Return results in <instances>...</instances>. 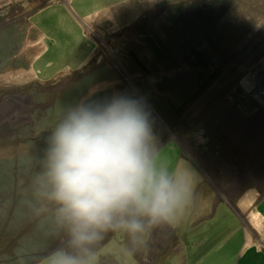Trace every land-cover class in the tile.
Wrapping results in <instances>:
<instances>
[{"label": "rangeland", "instance_id": "374dc122", "mask_svg": "<svg viewBox=\"0 0 264 264\" xmlns=\"http://www.w3.org/2000/svg\"><path fill=\"white\" fill-rule=\"evenodd\" d=\"M143 19L172 55L200 47L220 71L191 103L200 83L183 59L158 66L134 29ZM115 95L145 106L193 196L131 256L109 233L98 264H264V114L243 117L264 105V0H0V264H40L55 248L30 214L31 173L66 107Z\"/></svg>", "mask_w": 264, "mask_h": 264}, {"label": "clouds", "instance_id": "9594fccd", "mask_svg": "<svg viewBox=\"0 0 264 264\" xmlns=\"http://www.w3.org/2000/svg\"><path fill=\"white\" fill-rule=\"evenodd\" d=\"M27 194L37 229L56 241L40 264H98L109 233L127 237L131 256L174 225L191 202L192 174L161 154L145 106L115 95L64 109Z\"/></svg>", "mask_w": 264, "mask_h": 264}, {"label": "trees", "instance_id": "16d2710c", "mask_svg": "<svg viewBox=\"0 0 264 264\" xmlns=\"http://www.w3.org/2000/svg\"><path fill=\"white\" fill-rule=\"evenodd\" d=\"M145 20H140L134 23L135 31L142 37L144 47L154 57V60L158 62V66H166L165 70H172L174 67H180L178 62L180 59L185 61L188 66V70L191 71V75L195 77L200 84L182 103L187 105L196 99L198 95L206 91L210 85L215 81L220 71L217 68H213V60L210 58L208 51L199 48H193L189 53H185L183 57H175L168 50L166 43L164 42L166 36H154V34L147 28ZM166 21L165 23H167ZM208 38H210L208 36ZM210 42V41H208ZM204 51V52H203ZM130 61L133 63L135 68L144 71L146 74L151 73L150 69L144 63V60L138 55L135 48L128 51ZM176 114L179 115L178 109Z\"/></svg>", "mask_w": 264, "mask_h": 264}, {"label": "flooded vegetation", "instance_id": "af4514ba", "mask_svg": "<svg viewBox=\"0 0 264 264\" xmlns=\"http://www.w3.org/2000/svg\"><path fill=\"white\" fill-rule=\"evenodd\" d=\"M252 109L253 110H251L247 115H244L245 118H249L251 120V119L255 118L256 116H258L260 114H264V105H261V106H258V107H257V105H255V106H252ZM184 139L188 142V144H189L188 146H190V148H192V151H190L191 152L190 154L193 157L194 156H197L198 158H200L199 160H203L204 161L205 160V157L201 155V152L196 149V147L193 145V143L190 142L186 138H184ZM177 143H178V141H177ZM179 146L181 148V145L180 144H179ZM203 161H198V162H200V163L203 164Z\"/></svg>", "mask_w": 264, "mask_h": 264}, {"label": "water", "instance_id": "95a60500", "mask_svg": "<svg viewBox=\"0 0 264 264\" xmlns=\"http://www.w3.org/2000/svg\"><path fill=\"white\" fill-rule=\"evenodd\" d=\"M244 117V116H243ZM245 118V117H244ZM245 119H247V120H250L249 118H245Z\"/></svg>", "mask_w": 264, "mask_h": 264}]
</instances>
